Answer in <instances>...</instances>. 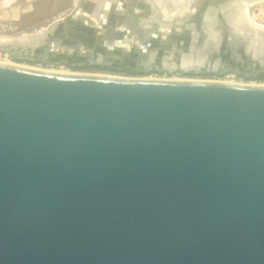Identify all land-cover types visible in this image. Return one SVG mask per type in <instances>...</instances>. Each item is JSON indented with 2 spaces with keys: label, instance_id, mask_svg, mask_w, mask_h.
Segmentation results:
<instances>
[{
  "label": "water",
  "instance_id": "water-1",
  "mask_svg": "<svg viewBox=\"0 0 264 264\" xmlns=\"http://www.w3.org/2000/svg\"><path fill=\"white\" fill-rule=\"evenodd\" d=\"M169 1L183 17L164 20L161 0L76 1L47 41L0 50L161 71L143 54L199 46L212 12L238 0ZM221 35L216 67L197 72L264 70ZM0 264H264V86L0 63Z\"/></svg>",
  "mask_w": 264,
  "mask_h": 264
},
{
  "label": "bare ground",
  "instance_id": "bare-ground-1",
  "mask_svg": "<svg viewBox=\"0 0 264 264\" xmlns=\"http://www.w3.org/2000/svg\"><path fill=\"white\" fill-rule=\"evenodd\" d=\"M18 0H0V20L11 18L17 20L23 13H28V11L32 10L29 2L31 0H26V6L19 8L18 5H14ZM20 1V0H19ZM18 1V2H19ZM76 1L88 3L91 8V11H95L102 6H105L108 1L110 0H73L75 3ZM163 4V8H161L165 12L163 15L164 20H171L170 15H174L175 17H183V12L187 6L184 3H172L169 0H161ZM133 4V3H132ZM264 4V0H238L235 4H227L224 8H218V13L222 12L225 13L223 17L216 12L210 19L212 22L207 21L203 25V28L200 30L199 34L202 36V43L197 46L193 47L189 51L172 54L169 49L165 51L159 58L156 57L154 53H144L143 54V66L148 69L151 66L156 67L157 69H162L166 71H178L181 70L182 72L194 71L197 72L201 68L210 69L215 68L217 65V59L214 58L217 55L221 40V33L225 31L227 33V43H224L230 51L231 54L235 55L234 59L238 60L237 50L240 47L245 48L248 51L251 59L253 61H257L260 66L264 65V24L258 23L257 19L264 15V11L261 8ZM129 5V3L127 4ZM257 6V10L259 12L258 15L253 14L251 12V8ZM54 9V8H53ZM168 11V12H167ZM57 16V15H56ZM55 16V17H56ZM111 15L108 16V18ZM57 18V17H56ZM13 20V21H14ZM143 24V23H142ZM41 26V25H40ZM56 25H52L50 28L46 29L44 27H39L37 29L31 30V32H21L17 35H8L2 34L0 35V45L6 43H13L23 47L29 46L32 49L36 47L39 43V39L42 41H47L48 38L55 35L56 32ZM138 34L145 33V31L138 30ZM225 40V42H226ZM65 40L60 41V46H62ZM158 59L159 62H156L155 59ZM97 61H101V58H97ZM96 61V62H97ZM1 64H7L12 66H17L21 68H27L36 71H45V72H52V73H63V74H93V75H104V76H113V77H120L125 78V76L121 75H109L103 73H88V72H81V71H72V72H65L60 69H53V68H43L40 66H30L26 64L16 63L12 60L7 59L6 57H0ZM130 78V77H127ZM132 78V77H131ZM137 78V77H135ZM139 78V77H138ZM141 79H161V80H194V81H215L221 82L226 84H237V85H252V86H264L262 82H239L236 80H215V79H200V78H179V77H158V76H144L140 77ZM264 82V81H263Z\"/></svg>",
  "mask_w": 264,
  "mask_h": 264
},
{
  "label": "rangeland",
  "instance_id": "rangeland-1",
  "mask_svg": "<svg viewBox=\"0 0 264 264\" xmlns=\"http://www.w3.org/2000/svg\"><path fill=\"white\" fill-rule=\"evenodd\" d=\"M19 1V0H18ZM16 2L14 5H18L19 8L22 9V7L26 6L27 1L26 0H20L19 2ZM73 0H31L29 2L30 6L32 7V10L28 11V13H23L18 17L17 20L7 18V19H1L0 20V35L2 34H8V35H17L21 32H31V30L37 29L39 27H45L47 24H49L53 19L56 17H59L65 13H67L73 6ZM54 8V9H53ZM257 6L251 8V12L253 14L258 15L259 12L257 10ZM264 11V4L261 7ZM57 15V16H56ZM56 16V17H55ZM14 20V21H13ZM258 23L264 24V15H261L257 19ZM41 25V26H40ZM0 57L4 58L6 57L9 60H12L16 63L20 64H26L30 66H40L43 68H53V69H60L65 72H72V71H81V72H88V73H103V74H109V75H121L125 77H144V76H158V77H165V78H171V77H179V78H200V79H221V80H236L239 82H262L264 83V79H253V78H244L242 76H238L233 72H226L223 74H217L213 71L209 72H197V73H191V72H183L179 73L177 71H166L161 70L160 72H149L147 74H141V75H134V74H128L121 71H105L102 69H96L92 67L88 68H66V67H59L55 66L51 63H42V62H29L25 60H14L10 54L6 51L0 50Z\"/></svg>",
  "mask_w": 264,
  "mask_h": 264
},
{
  "label": "flooded vegetation",
  "instance_id": "flooded-vegetation-1",
  "mask_svg": "<svg viewBox=\"0 0 264 264\" xmlns=\"http://www.w3.org/2000/svg\"><path fill=\"white\" fill-rule=\"evenodd\" d=\"M106 24L108 23L110 26L115 24V22L118 21V18L116 16H110L109 18H107L106 20ZM72 38H74L75 36L78 37V33L76 31L72 32L69 34ZM225 60L227 61V58H225ZM97 60L94 59V63L92 64H88L86 61L84 60H78L76 61V65L75 66H68V68H88V67H92V68H96V69H102L105 71H121L124 73H128V74H134V75H141V74H147L149 72H160V71H156L154 69L149 70V71H145L144 68L142 67H135L133 65H128V66H123V67H119L118 65H116L115 63L111 64V66H101L98 63L100 62H96ZM237 66V65H236ZM237 68V67H235ZM239 68V69H238ZM238 70H244L241 67H238ZM255 76H250L249 78H253V79H259L262 75H264V70H258L257 73H255ZM243 77V76H242Z\"/></svg>",
  "mask_w": 264,
  "mask_h": 264
},
{
  "label": "trees",
  "instance_id": "trees-1",
  "mask_svg": "<svg viewBox=\"0 0 264 264\" xmlns=\"http://www.w3.org/2000/svg\"><path fill=\"white\" fill-rule=\"evenodd\" d=\"M262 79H264V75H262V76L259 78V80H262Z\"/></svg>",
  "mask_w": 264,
  "mask_h": 264
}]
</instances>
